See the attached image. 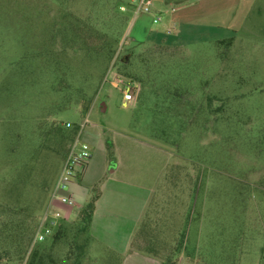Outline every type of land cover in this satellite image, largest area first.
Listing matches in <instances>:
<instances>
[{
  "label": "rangeland",
  "instance_id": "rangeland-1",
  "mask_svg": "<svg viewBox=\"0 0 264 264\" xmlns=\"http://www.w3.org/2000/svg\"><path fill=\"white\" fill-rule=\"evenodd\" d=\"M152 1L135 13L136 0H0V264L37 246L44 264L118 263L76 235L80 200L57 219L73 226L60 239L34 242L44 214L63 215L50 192L77 140L91 154L84 187L113 168L107 143L129 150L137 178L167 164L138 247L264 264V0ZM110 42L114 60L135 50L116 65L138 84L128 107L104 83Z\"/></svg>",
  "mask_w": 264,
  "mask_h": 264
},
{
  "label": "crops",
  "instance_id": "crops-1",
  "mask_svg": "<svg viewBox=\"0 0 264 264\" xmlns=\"http://www.w3.org/2000/svg\"><path fill=\"white\" fill-rule=\"evenodd\" d=\"M154 12L163 14L162 10ZM159 22L162 23L161 17ZM172 24L171 20L163 22L162 31L168 33ZM112 148L115 151L116 160L113 162V168H111L112 165L109 166L108 174L102 173L93 186L84 187L80 185L83 175L78 172L70 182L68 193L73 197L75 206L78 200L85 202V205L91 190L95 186L99 188V196L87 231L92 245H101L115 259H118L117 264H159L155 258L138 252H130L129 247L150 207L167 164L166 166L162 164L160 175H157L154 181L147 177L137 178L131 171L129 150L118 149L115 146ZM114 151L112 150L113 159H115ZM58 205L62 207L63 215L61 216H65L68 220H74L84 206L81 205L75 218H71V207ZM177 264L194 263L180 256Z\"/></svg>",
  "mask_w": 264,
  "mask_h": 264
},
{
  "label": "built area",
  "instance_id": "built-area-1",
  "mask_svg": "<svg viewBox=\"0 0 264 264\" xmlns=\"http://www.w3.org/2000/svg\"><path fill=\"white\" fill-rule=\"evenodd\" d=\"M153 8L152 0H136L134 3L135 13H150ZM124 10L123 7H121ZM159 17H155L153 22H158ZM171 33V29L167 31ZM104 83L109 84L112 88L117 89L122 94V106L128 107L135 102V98L139 92L138 84L130 79L125 78L119 74L111 65L104 77ZM69 124H67L68 126ZM91 154L87 144H80L79 141H75L72 145L66 159L64 160L61 170L54 182V185L50 192V201L53 204L54 201L67 207L75 206V202L69 193V185L72 179L78 174V169L82 168L90 159ZM49 212H52L49 211ZM62 218L57 212L54 215L46 213L41 218L39 229L34 237V242H41L45 238L51 236L54 233V229L57 228V219ZM48 221V223H47Z\"/></svg>",
  "mask_w": 264,
  "mask_h": 264
},
{
  "label": "trees",
  "instance_id": "trees-1",
  "mask_svg": "<svg viewBox=\"0 0 264 264\" xmlns=\"http://www.w3.org/2000/svg\"><path fill=\"white\" fill-rule=\"evenodd\" d=\"M132 7L134 8L133 5H132ZM114 41L115 40H113L112 42L114 43ZM112 42H110L109 45L107 46V51H106V54H105L106 55L105 57L107 58V60H109L108 63H111L112 60H114V57H115V54H116V52H114V50H112V44H113ZM88 43L90 45H92V47H97L99 45V43L95 42V41L92 42V41L88 40ZM139 44H137V45H139ZM134 51H135L134 48H132L124 56L118 58L117 60L115 58V60L113 61V65H112L113 68L115 69V71H117L119 73V70L116 67L117 64L118 65H123V66L127 65L128 59L132 57ZM119 74H121V73H119ZM121 75L124 76L127 79L132 80V77L127 75V74H121ZM75 131L72 133L71 137L75 136ZM72 140H73V138H72ZM106 145H107L108 157L112 158V150H111L112 145L109 144V143H107ZM98 196H99V188H98V186H95L91 190L90 196L86 200V204L79 211L78 217H77V222L75 224H72V225H75L74 226L75 227L74 230L76 231V235H79V234H81L83 232H86V235H87L86 239L87 240H90V237L88 236L87 231H88V227H89L90 222H91V217H92V214H93V211H94V207H95V203H96V200L98 199ZM148 217H149V211L146 212L144 218L142 219V221H141V223H140V225L138 227V231L135 234L134 238L132 239V242L130 243L129 251L130 252H138V253L147 255L149 257L155 258V259H157L159 261V264H177L180 256H178L176 254V252H174V255L175 254L176 255H175V258L173 260L170 257H166V258L163 259V258H160V256L157 253H154L151 250L150 247H149V249H147L145 246H142V248H140V247H138L136 245L137 241L139 240V235H140L141 231H143V228L145 227L144 226L145 225V220ZM71 227H73V226H71V224L70 225L67 224V222H65V221L60 222L58 224L57 228H56L55 234L52 237V243H55V241L60 239L61 236L63 234H65V232L68 231L69 228H71ZM44 252H46V249H43V248L37 246L35 249H33L31 251L30 257H29V259H28L26 264H44V261H43L44 260V255H42ZM73 264H79V261L76 260Z\"/></svg>",
  "mask_w": 264,
  "mask_h": 264
},
{
  "label": "water",
  "instance_id": "water-1",
  "mask_svg": "<svg viewBox=\"0 0 264 264\" xmlns=\"http://www.w3.org/2000/svg\"><path fill=\"white\" fill-rule=\"evenodd\" d=\"M100 106H101L100 109L103 111L105 109L104 104L101 103Z\"/></svg>",
  "mask_w": 264,
  "mask_h": 264
}]
</instances>
